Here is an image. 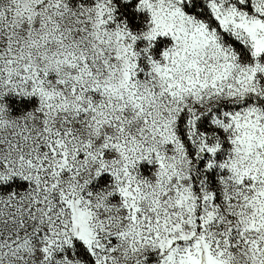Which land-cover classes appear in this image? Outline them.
I'll return each mask as SVG.
<instances>
[{"label":"snow or ice","instance_id":"6c2138e0","mask_svg":"<svg viewBox=\"0 0 264 264\" xmlns=\"http://www.w3.org/2000/svg\"><path fill=\"white\" fill-rule=\"evenodd\" d=\"M0 264H264V0H0Z\"/></svg>","mask_w":264,"mask_h":264}]
</instances>
